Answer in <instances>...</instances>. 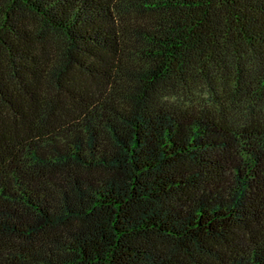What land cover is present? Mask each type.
Listing matches in <instances>:
<instances>
[{"label":"trees","instance_id":"obj_1","mask_svg":"<svg viewBox=\"0 0 264 264\" xmlns=\"http://www.w3.org/2000/svg\"><path fill=\"white\" fill-rule=\"evenodd\" d=\"M0 264H264V0H0Z\"/></svg>","mask_w":264,"mask_h":264}]
</instances>
